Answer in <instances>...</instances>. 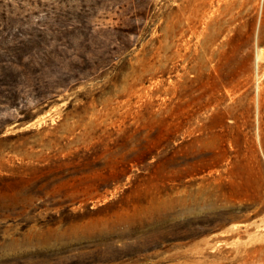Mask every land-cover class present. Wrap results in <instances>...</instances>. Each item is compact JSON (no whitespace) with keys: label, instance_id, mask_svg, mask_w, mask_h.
Wrapping results in <instances>:
<instances>
[{"label":"rangeland","instance_id":"obj_1","mask_svg":"<svg viewBox=\"0 0 264 264\" xmlns=\"http://www.w3.org/2000/svg\"><path fill=\"white\" fill-rule=\"evenodd\" d=\"M30 35L80 81L2 89L0 264H264V0H0Z\"/></svg>","mask_w":264,"mask_h":264},{"label":"trees","instance_id":"obj_2","mask_svg":"<svg viewBox=\"0 0 264 264\" xmlns=\"http://www.w3.org/2000/svg\"><path fill=\"white\" fill-rule=\"evenodd\" d=\"M7 39V38H3ZM9 43L0 41V96L21 82H42L54 77L59 84H69L71 77L80 81L79 73L66 74L51 62L45 37H10Z\"/></svg>","mask_w":264,"mask_h":264}]
</instances>
